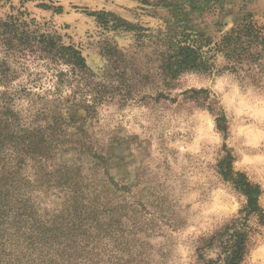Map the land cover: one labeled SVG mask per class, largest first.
Segmentation results:
<instances>
[{"label": "rangeland", "instance_id": "374dc122", "mask_svg": "<svg viewBox=\"0 0 264 264\" xmlns=\"http://www.w3.org/2000/svg\"><path fill=\"white\" fill-rule=\"evenodd\" d=\"M19 11L27 36L0 28V262L81 264L79 245L59 242L84 239L54 232L96 217L115 232L100 248L131 246L132 264L217 259L212 237L247 203L221 175L227 152L264 209V80L244 84L222 56L207 72L172 61L188 35L264 26V0H0V20ZM42 33L78 50L86 73ZM249 226L243 264H264V226Z\"/></svg>", "mask_w": 264, "mask_h": 264}, {"label": "trees", "instance_id": "16d2710c", "mask_svg": "<svg viewBox=\"0 0 264 264\" xmlns=\"http://www.w3.org/2000/svg\"><path fill=\"white\" fill-rule=\"evenodd\" d=\"M24 1L30 0H22V2ZM19 13H21L19 17L11 16L6 20H0V28H3L4 33L10 31L13 36L22 39L23 36H27L28 22L23 18L24 11H19ZM248 16L251 18L253 15L250 13ZM40 36L47 38L46 43L50 53L68 62L74 71L86 73V61L78 50L72 46L65 47L55 41H50L53 39L50 34L42 33ZM218 56H222L226 62L222 70L237 75L244 84L260 85L264 80V26L252 19H244L232 26L218 39L215 36L195 35L193 37L188 35L187 39L176 45L172 66L179 73L212 71L216 68ZM221 129L225 133L227 132L226 126H221ZM220 169L224 179L231 181L235 188L246 196L247 203L240 212L241 214L225 226L222 234L212 237L209 245L218 241L220 250L218 258L209 259L206 264H243L253 233L249 226L250 216L255 215L260 224L264 226V209L260 205L262 190L259 184L253 183L248 178L246 173L234 170L233 156L230 152H227V155L222 159ZM80 215L85 216L84 214ZM75 223L76 226L72 230L64 232L58 228L54 235L62 238L70 235L71 239L81 236L84 239L82 244L76 242L75 246L68 244L66 238L59 242V248L66 251L79 245L78 248L84 253L80 256V259L83 260L81 264H118L115 262L119 260H124L125 262L120 261L124 264H132L138 257L136 250L131 246H124L116 253L112 248H100L101 244L110 245L111 240L115 238V232L110 223L103 222L99 217L86 218L85 220L79 218ZM61 244L66 245L61 246ZM30 253L33 251L31 250ZM61 261L65 263L63 258ZM0 264L4 263L0 262Z\"/></svg>", "mask_w": 264, "mask_h": 264}]
</instances>
